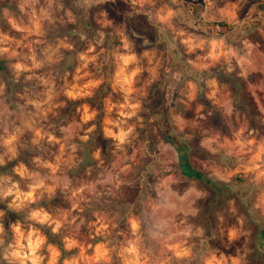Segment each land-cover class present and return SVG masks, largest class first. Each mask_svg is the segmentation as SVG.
<instances>
[{
    "label": "rangeland",
    "instance_id": "374dc122",
    "mask_svg": "<svg viewBox=\"0 0 264 264\" xmlns=\"http://www.w3.org/2000/svg\"><path fill=\"white\" fill-rule=\"evenodd\" d=\"M0 56V264H264V0H0ZM104 82L110 155L71 180Z\"/></svg>",
    "mask_w": 264,
    "mask_h": 264
},
{
    "label": "trees",
    "instance_id": "16d2710c",
    "mask_svg": "<svg viewBox=\"0 0 264 264\" xmlns=\"http://www.w3.org/2000/svg\"><path fill=\"white\" fill-rule=\"evenodd\" d=\"M222 25L221 23H217ZM0 72L4 75L5 82L10 90L15 89L20 85V82L16 81L13 77L9 75L7 68V60L5 57L0 56ZM214 72V71H213ZM109 90V86L106 82L102 83L94 93L86 98L90 104L96 107L97 114L94 120V127L89 131L86 138H76L75 139V147L77 149L78 155L76 157L75 163L65 170V175L70 177L71 180H75L79 178L81 175L85 174L86 170L98 168L99 159L96 157L95 152L97 150H101V153L104 156L110 155V150L112 147V138L107 136L103 130L102 116L104 114V104L103 98L107 91ZM81 100H69L70 107L73 104L80 102ZM158 115V126L160 127L165 138L172 144L176 145L178 153H179V164L181 168V172L190 177H194L196 179H205L204 173L197 169L191 162L189 147L185 139L176 133L173 132L170 125L168 124L167 115L165 111L159 112L155 114ZM47 144H53V142H40L35 146L28 145L25 150L22 152V155L18 157V159H22L25 162L30 163L32 165V161L28 158V153L36 150L39 153L46 154L47 153ZM17 159H12L5 164H0V172H6L12 174L15 178L21 179L20 175L15 173L12 169L13 161ZM151 163V162H150ZM33 166V165H32ZM147 166H145L146 168ZM139 185L141 181H139ZM64 190H59V192L49 199H43L41 202L43 205L56 204L57 202H63V193ZM92 204V205H91ZM103 203L99 201H92L89 204H86L84 207V212L88 215H91L92 208H100ZM4 225L8 229L11 222L19 219L25 220L23 212L11 209L8 206L4 207ZM41 228L43 229L47 240L51 243H55L59 250L61 251L62 260L66 257L72 250L67 249L62 243V231H55L49 225L41 224Z\"/></svg>",
    "mask_w": 264,
    "mask_h": 264
}]
</instances>
